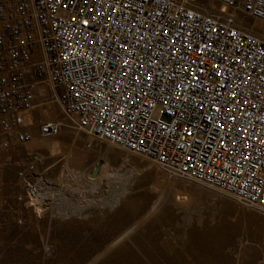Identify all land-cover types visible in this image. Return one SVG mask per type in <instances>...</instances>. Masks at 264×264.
Listing matches in <instances>:
<instances>
[{
	"label": "built area",
	"instance_id": "1",
	"mask_svg": "<svg viewBox=\"0 0 264 264\" xmlns=\"http://www.w3.org/2000/svg\"><path fill=\"white\" fill-rule=\"evenodd\" d=\"M212 3L0 0V148L32 141L46 82L76 132L264 211V0Z\"/></svg>",
	"mask_w": 264,
	"mask_h": 264
},
{
	"label": "rangeland",
	"instance_id": "2",
	"mask_svg": "<svg viewBox=\"0 0 264 264\" xmlns=\"http://www.w3.org/2000/svg\"><path fill=\"white\" fill-rule=\"evenodd\" d=\"M211 2L196 0L207 13ZM36 93L32 141L0 148V264H264V211L76 132L48 83ZM47 121L56 136L39 135Z\"/></svg>",
	"mask_w": 264,
	"mask_h": 264
},
{
	"label": "bare ground",
	"instance_id": "3",
	"mask_svg": "<svg viewBox=\"0 0 264 264\" xmlns=\"http://www.w3.org/2000/svg\"><path fill=\"white\" fill-rule=\"evenodd\" d=\"M212 1V0H211ZM212 3V2H211ZM212 7H213V3H212ZM223 11H224V9L222 8V7H220ZM226 14V13H225ZM239 19V18H238ZM242 19V18H241ZM240 20V19H239ZM254 24H256L258 27H260V28H262V29H264V25H262V24H260V23H256V22H254ZM41 89V88H40ZM39 89V94H43V91L42 90H40ZM43 89V88H42ZM60 123V122H59ZM76 136V135H75ZM75 138V140H78V136L77 137H74ZM43 185H45V183H43ZM32 201H33V203L35 204V206L37 207L36 209L37 210H39L38 209V206H39V202H38V199L37 198H32ZM115 224V223H114ZM108 228V227H107ZM113 228V227H112ZM132 229H130V230H128V231H126L123 235L121 234V236H118V238L117 239H115V241H113V244H112V246L113 245H116L117 243H119L120 241H121V239H122V237L123 236H125L126 237V233H128L129 231H131ZM92 262V261H91Z\"/></svg>",
	"mask_w": 264,
	"mask_h": 264
}]
</instances>
